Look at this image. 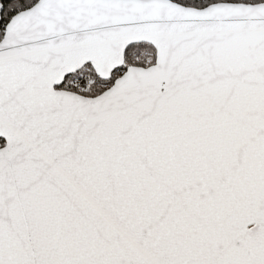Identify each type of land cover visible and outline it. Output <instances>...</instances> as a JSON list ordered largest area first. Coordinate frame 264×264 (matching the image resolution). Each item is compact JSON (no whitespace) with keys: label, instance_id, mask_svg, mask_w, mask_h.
<instances>
[{"label":"snow or ice","instance_id":"1","mask_svg":"<svg viewBox=\"0 0 264 264\" xmlns=\"http://www.w3.org/2000/svg\"><path fill=\"white\" fill-rule=\"evenodd\" d=\"M0 264H264V0H0Z\"/></svg>","mask_w":264,"mask_h":264}]
</instances>
